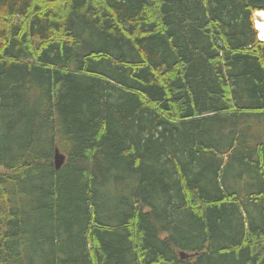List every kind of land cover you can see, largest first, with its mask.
Masks as SVG:
<instances>
[{
	"label": "trees",
	"instance_id": "trees-1",
	"mask_svg": "<svg viewBox=\"0 0 264 264\" xmlns=\"http://www.w3.org/2000/svg\"><path fill=\"white\" fill-rule=\"evenodd\" d=\"M258 9L0 0V264H264Z\"/></svg>",
	"mask_w": 264,
	"mask_h": 264
},
{
	"label": "bare ground",
	"instance_id": "bare-ground-1",
	"mask_svg": "<svg viewBox=\"0 0 264 264\" xmlns=\"http://www.w3.org/2000/svg\"><path fill=\"white\" fill-rule=\"evenodd\" d=\"M261 13H263V12H260V14L259 15H263V14H261ZM253 17V16H252ZM263 19H264V17H262ZM264 22V21H263ZM262 22H258V23H255L254 24V26H255V28H257V30H258V32H259V34L257 33V35H255L256 37H258V39L260 40V41H264V25L263 24H261ZM254 26H253V28H254ZM36 93V92H35ZM240 119V118H239ZM238 119V120H239ZM55 149H58V148H55ZM55 151V150H54ZM53 157H54V154H53ZM52 157V158H53ZM52 165L55 167V170H57V169H60V168H56V166H55V164H54V158H53V160H52ZM63 165V164H62ZM61 165V166H62ZM24 244V243H23ZM24 248H26L25 246H24ZM176 252H181V253H184L185 255H186V258L187 257H189L190 255H192V254H194V253H189V252H186V251H183V250H178V251H176Z\"/></svg>",
	"mask_w": 264,
	"mask_h": 264
},
{
	"label": "water",
	"instance_id": "water-1",
	"mask_svg": "<svg viewBox=\"0 0 264 264\" xmlns=\"http://www.w3.org/2000/svg\"><path fill=\"white\" fill-rule=\"evenodd\" d=\"M65 155L63 153H61L59 151V149H55L54 151V164L56 166V168H60L61 165L64 163V160H65ZM179 253V256L180 258H185L186 255L184 253H181V252H178Z\"/></svg>",
	"mask_w": 264,
	"mask_h": 264
},
{
	"label": "rangeland",
	"instance_id": "rangeland-1",
	"mask_svg": "<svg viewBox=\"0 0 264 264\" xmlns=\"http://www.w3.org/2000/svg\"><path fill=\"white\" fill-rule=\"evenodd\" d=\"M88 37V36H87ZM94 40H95V37L93 38ZM81 52H83V49H80V53ZM114 92V91H113ZM232 153V152H231ZM230 153V154H231ZM230 154H229V156H230ZM231 156H233V155H231ZM228 157V156H227ZM227 157L225 158V159H227ZM238 169V168H237ZM236 169V166L234 165V169L233 170H231V172H230V177L232 176V175H234V176H236L238 173H239V171ZM243 179H241L240 181H242ZM232 181V179L230 178V182ZM120 187V186H119ZM121 188V187H120ZM119 192H120V189H119ZM121 194H122V190H121ZM127 197V194L126 193H124L123 192V198L125 199Z\"/></svg>",
	"mask_w": 264,
	"mask_h": 264
}]
</instances>
